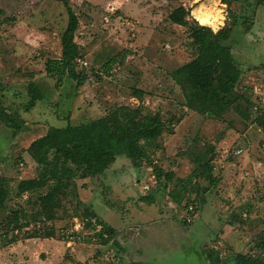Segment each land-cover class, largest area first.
Returning a JSON list of instances; mask_svg holds the SVG:
<instances>
[{
	"label": "rangeland",
	"instance_id": "374dc122",
	"mask_svg": "<svg viewBox=\"0 0 264 264\" xmlns=\"http://www.w3.org/2000/svg\"><path fill=\"white\" fill-rule=\"evenodd\" d=\"M71 3L79 16L76 41L85 49L79 60L88 62L87 72L91 62L99 68L124 49L131 54L108 77H91L77 97L68 99L69 89L56 86L45 72L46 60L61 55L67 13L60 0H0L2 101L23 124L13 137L0 122V175L10 180L6 207L0 210V264H191L188 260L195 257L197 264H236L234 258L241 254L262 258L264 134L254 120L264 113V7H257L255 0H227L230 10L242 16L231 40L245 73L239 90L245 88L242 93L252 105L246 120L233 111L218 120L188 112L180 88L169 77L170 71L194 58L196 49L188 29L172 24L168 15L182 5L191 11L190 20L198 23L196 9H218L224 16L218 31L231 22L222 0ZM31 80L42 88L46 100L26 112ZM134 87L147 93L141 103L143 114L159 112L166 124L175 125L176 133L164 135L162 150L151 151L152 167L136 168L121 160L115 166L124 167L119 176L110 173L103 185L77 181L81 196L74 195V188L68 190L56 213L61 219L47 222L37 204L47 189L18 196L19 183L36 175L26 149L44 135L46 125L65 123L57 115L69 112L71 120L80 123L121 106L137 108L140 102L131 95ZM209 146L214 147L219 184L205 195L206 204L189 223L184 207L196 199L199 188L207 186L201 178L197 182L190 178L195 169L190 158L193 153L204 155ZM238 149L242 153L236 154ZM156 166L173 173L167 188L155 178ZM143 197L155 202H142ZM17 209L30 220V227L17 242L8 243L1 234L7 217ZM89 212L108 224L111 237L104 233L97 242L92 240H97L91 235L96 218L85 216ZM88 223L91 227L86 229ZM68 232H72L71 246L63 250ZM32 234L40 238L30 239ZM46 240L54 242L51 247Z\"/></svg>",
	"mask_w": 264,
	"mask_h": 264
},
{
	"label": "trees",
	"instance_id": "16d2710c",
	"mask_svg": "<svg viewBox=\"0 0 264 264\" xmlns=\"http://www.w3.org/2000/svg\"><path fill=\"white\" fill-rule=\"evenodd\" d=\"M60 2L67 13V23L61 33V55L46 60L45 72L48 78L56 80V86L69 89L66 94L68 99H74L79 89L88 83L91 77L97 79L100 76L108 77L116 65H124L131 51L124 49L114 54L99 68L91 62L92 68L87 72L88 62L86 67H81L77 62L85 53V49L76 41L79 16L71 0H60ZM255 2L257 7H264V0H255ZM222 3L228 7L231 22L226 23L216 32L208 26L190 20L191 11L182 5L169 13L168 20L172 24L188 29L191 44L196 49L194 58L170 71L169 77L180 88L184 97V107L188 112L223 120L227 113L233 111L246 120L250 117L252 104L242 93L245 88L239 90L245 73L233 53L234 43L231 40L232 33L239 25L242 16L230 10L227 0H222ZM247 19L248 17H244V21ZM8 20L13 18H5V21ZM3 91L4 86L0 82V122L10 129L11 136L17 137L23 124L3 103ZM131 91L132 97L140 102L137 108L121 106L106 112L101 117L80 123L73 122L69 112L63 117L57 115L56 118L64 120L65 123L46 125L47 130L44 135L33 141L26 149L25 152L35 167L36 175L19 183L18 196L36 194L47 189V192L37 200L39 213L47 222L52 223L61 219L56 213L61 208V198L68 190L74 188V195L77 196L76 192H78L81 196L82 190H76L77 181L92 180L103 185L104 180L116 169V163L121 160L130 161L136 168L152 167L151 151L154 148L162 150L164 135L176 133L175 125L166 124L159 112L143 114L141 103L147 95L144 90L134 87ZM27 94L29 101L25 107L26 112L46 100L42 88L33 80L27 84ZM242 103L245 105L243 106ZM254 123L264 134V113L258 115ZM213 149L214 147L209 146L204 155L193 153L190 158L195 166L190 178L192 176L195 182L201 178L207 181V186L199 188L196 199L191 204L185 205L188 217L197 216L199 207L206 204L205 195L212 187H217L219 184V179L214 173ZM153 171L155 178L160 183L162 181L163 187L167 188L173 179V173L164 172L160 166H156ZM9 182L10 180L0 175V210L6 207ZM141 200L145 203L155 202L154 198L143 197ZM180 201L182 197L176 198L175 202L179 204ZM190 205L193 207V212L188 211ZM85 216L96 218L97 223L103 227V233L112 236L113 230L97 219L92 212ZM5 223L6 227L1 235L8 243L17 242L20 233L28 231L30 227V220L24 219L20 209L14 210ZM90 225V223L86 224L85 228L89 229L92 226ZM102 234L97 237H102ZM43 236L48 238L50 235L43 234ZM29 238L40 237L32 234ZM101 243H104L103 239ZM259 246L264 251V243ZM234 261L236 264H264L262 258L243 254L236 256Z\"/></svg>",
	"mask_w": 264,
	"mask_h": 264
},
{
	"label": "bare ground",
	"instance_id": "6f19581e",
	"mask_svg": "<svg viewBox=\"0 0 264 264\" xmlns=\"http://www.w3.org/2000/svg\"><path fill=\"white\" fill-rule=\"evenodd\" d=\"M221 13L222 11L218 9L208 10V8L201 7L196 9L194 15L200 25L208 26L216 31L224 21V16Z\"/></svg>",
	"mask_w": 264,
	"mask_h": 264
},
{
	"label": "built area",
	"instance_id": "2783aa9c",
	"mask_svg": "<svg viewBox=\"0 0 264 264\" xmlns=\"http://www.w3.org/2000/svg\"><path fill=\"white\" fill-rule=\"evenodd\" d=\"M78 62V64L81 66V67H86L87 66V62H85V61H82V60H78L77 61ZM236 154H240V153H242V149H238L236 152H235ZM148 189H149V187H147V186H144V188H143V190L144 191H148ZM189 212H193V207L190 205L189 206V210H188ZM187 221H191V218H190V216L189 217H187ZM92 228H93V230H92V236L93 237H97V235H99V234H102L103 233V227L100 225V224H98L97 223V221L95 220V222L92 224ZM72 232H68V234H67V242H66V245L68 246V247H70L71 245H70V243L72 242V234H71ZM102 235H104V233L102 234ZM92 238V237H91ZM94 242H97L98 241V237H97V240L96 239H92ZM262 259L264 260V253H262Z\"/></svg>",
	"mask_w": 264,
	"mask_h": 264
},
{
	"label": "crops",
	"instance_id": "0c3cea01",
	"mask_svg": "<svg viewBox=\"0 0 264 264\" xmlns=\"http://www.w3.org/2000/svg\"><path fill=\"white\" fill-rule=\"evenodd\" d=\"M80 45H81V44H80ZM175 131H176V130H175ZM116 169H120V170L116 172ZM116 169H115L113 172H111V175H112V176H116V177H117V176H119V173H121V171H122L121 169H122V168H116ZM116 182H117V181H116ZM116 184H117V183H116ZM118 186H119V185H118ZM119 187L122 188L121 186H119ZM139 194L141 195L140 192H139ZM174 204H175V203H174ZM175 205H176V204H175ZM102 221L104 222V220H102ZM104 223L107 224L106 222H104ZM107 225H108V224H107ZM46 241H48V247H51L52 244L54 243V242H52V240H46ZM61 243H62V242H61ZM62 244H63V243H62ZM61 246H62V245H61ZM66 247H67V248H66ZM62 249H63V250H69V249H68V246H67V245L64 246V244H63Z\"/></svg>",
	"mask_w": 264,
	"mask_h": 264
},
{
	"label": "flooded vegetation",
	"instance_id": "af4514ba",
	"mask_svg": "<svg viewBox=\"0 0 264 264\" xmlns=\"http://www.w3.org/2000/svg\"><path fill=\"white\" fill-rule=\"evenodd\" d=\"M188 222H189V223H191V221H188ZM192 254H193V253H192ZM192 256H194V257H195V256H196V254H195V255L193 254ZM196 259H197V258L195 257V258H191V259H190V260H188V261H189L191 264H197V261H196ZM202 261H203V260H200V259H199V262H202Z\"/></svg>",
	"mask_w": 264,
	"mask_h": 264
}]
</instances>
